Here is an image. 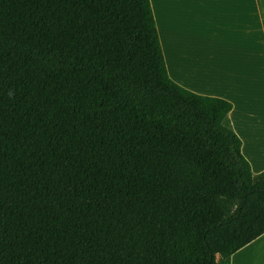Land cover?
<instances>
[{"label":"trees","instance_id":"16d2710c","mask_svg":"<svg viewBox=\"0 0 264 264\" xmlns=\"http://www.w3.org/2000/svg\"><path fill=\"white\" fill-rule=\"evenodd\" d=\"M232 109L150 0H0V264H231L264 235Z\"/></svg>","mask_w":264,"mask_h":264},{"label":"crops","instance_id":"0c3cea01","mask_svg":"<svg viewBox=\"0 0 264 264\" xmlns=\"http://www.w3.org/2000/svg\"><path fill=\"white\" fill-rule=\"evenodd\" d=\"M170 78L233 104L252 172H264V0H150ZM231 264H264V235Z\"/></svg>","mask_w":264,"mask_h":264}]
</instances>
